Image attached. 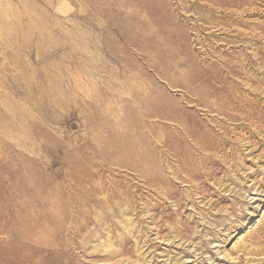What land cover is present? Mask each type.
Masks as SVG:
<instances>
[{"label":"rangeland","instance_id":"obj_1","mask_svg":"<svg viewBox=\"0 0 264 264\" xmlns=\"http://www.w3.org/2000/svg\"><path fill=\"white\" fill-rule=\"evenodd\" d=\"M0 264H264V0H0Z\"/></svg>","mask_w":264,"mask_h":264},{"label":"bare ground","instance_id":"obj_2","mask_svg":"<svg viewBox=\"0 0 264 264\" xmlns=\"http://www.w3.org/2000/svg\"><path fill=\"white\" fill-rule=\"evenodd\" d=\"M154 1V0H153ZM157 4V3H156ZM154 5V4H153ZM159 6V5H158ZM233 6V5H232ZM160 10H163V9H160ZM217 12V11H216ZM141 25V24H140ZM145 26V25H144ZM144 28V27H143ZM147 30V29H146ZM148 31V30H147ZM159 34V33H158ZM170 34V33H169ZM143 38H145V37H143ZM154 40H156V39H154ZM173 40V39H172Z\"/></svg>","mask_w":264,"mask_h":264}]
</instances>
